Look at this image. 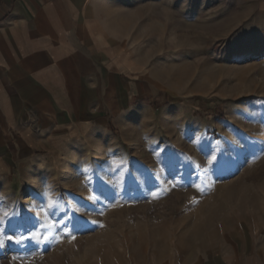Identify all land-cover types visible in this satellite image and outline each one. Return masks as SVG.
Returning a JSON list of instances; mask_svg holds the SVG:
<instances>
[{"label": "rangeland", "instance_id": "1", "mask_svg": "<svg viewBox=\"0 0 264 264\" xmlns=\"http://www.w3.org/2000/svg\"><path fill=\"white\" fill-rule=\"evenodd\" d=\"M99 1L113 38L146 65L148 93H161L113 136L0 188V264H174L263 250L264 29L222 15V0Z\"/></svg>", "mask_w": 264, "mask_h": 264}, {"label": "crops", "instance_id": "2", "mask_svg": "<svg viewBox=\"0 0 264 264\" xmlns=\"http://www.w3.org/2000/svg\"><path fill=\"white\" fill-rule=\"evenodd\" d=\"M99 2L0 0V188L47 172L78 142L113 136L111 126L161 93L157 85L148 93L146 65L113 38ZM238 12L245 27L264 29V0H222V15ZM174 264H264V249L227 247L222 257Z\"/></svg>", "mask_w": 264, "mask_h": 264}, {"label": "snow or ice", "instance_id": "3", "mask_svg": "<svg viewBox=\"0 0 264 264\" xmlns=\"http://www.w3.org/2000/svg\"><path fill=\"white\" fill-rule=\"evenodd\" d=\"M27 238H30V237H21L19 239H16V242L20 243L22 239H27ZM9 239H14V237H9Z\"/></svg>", "mask_w": 264, "mask_h": 264}, {"label": "bare ground", "instance_id": "4", "mask_svg": "<svg viewBox=\"0 0 264 264\" xmlns=\"http://www.w3.org/2000/svg\"><path fill=\"white\" fill-rule=\"evenodd\" d=\"M100 163V157L97 158L96 164Z\"/></svg>", "mask_w": 264, "mask_h": 264}]
</instances>
